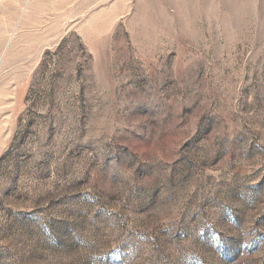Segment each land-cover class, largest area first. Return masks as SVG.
<instances>
[{"label": "rangeland", "instance_id": "obj_1", "mask_svg": "<svg viewBox=\"0 0 264 264\" xmlns=\"http://www.w3.org/2000/svg\"><path fill=\"white\" fill-rule=\"evenodd\" d=\"M0 264H264V0H0Z\"/></svg>", "mask_w": 264, "mask_h": 264}]
</instances>
